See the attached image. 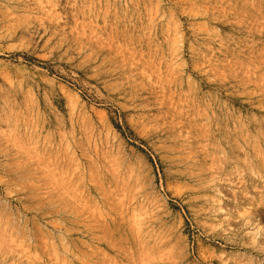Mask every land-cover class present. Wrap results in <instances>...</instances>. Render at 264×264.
Masks as SVG:
<instances>
[{"label":"rangeland","instance_id":"obj_1","mask_svg":"<svg viewBox=\"0 0 264 264\" xmlns=\"http://www.w3.org/2000/svg\"><path fill=\"white\" fill-rule=\"evenodd\" d=\"M0 264H264V0H0Z\"/></svg>","mask_w":264,"mask_h":264}]
</instances>
